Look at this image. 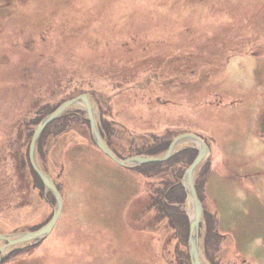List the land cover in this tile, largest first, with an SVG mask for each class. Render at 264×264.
<instances>
[{"label":"rangeland","instance_id":"374dc122","mask_svg":"<svg viewBox=\"0 0 264 264\" xmlns=\"http://www.w3.org/2000/svg\"><path fill=\"white\" fill-rule=\"evenodd\" d=\"M81 93L120 159L201 138L200 263L264 264V0H0V234L51 219L56 199L31 167L30 139ZM81 105L36 141L62 201L54 225L0 240V264H191L183 180L198 141L121 166L94 143Z\"/></svg>","mask_w":264,"mask_h":264},{"label":"water","instance_id":"95a60500","mask_svg":"<svg viewBox=\"0 0 264 264\" xmlns=\"http://www.w3.org/2000/svg\"><path fill=\"white\" fill-rule=\"evenodd\" d=\"M86 99L92 100L93 105H90L86 102ZM74 103H81L85 106V110L87 113L88 121L90 124V131L92 134V139L94 143L98 146V148L110 159H112L114 162L121 166L130 165L132 163H149V162H157V161H163L167 158H169L175 151L176 146L178 142H180L182 139L185 138H191L195 141H198L200 148L197 156L193 160V162L190 164V166L185 170L184 173V180H183V188L185 189L186 198L191 200L192 202V216L190 218V229H189V235H188V243L187 248L190 252V262L191 264H202L200 263L199 259V252L196 243L194 242V239L197 238L198 233V226L199 222L202 218V207L200 204L199 199L196 196V193L193 188V179H192V173L196 169V167L200 164L201 160L205 157L208 148L206 144L204 143L201 138L194 134H180L177 137H175L169 148L165 153H162L161 155H158L156 157H147L142 155H135L130 156L126 159H120L118 156L115 155V153L110 149V147L106 144L104 139L100 136L97 127H96V114L98 113V104L93 96H91L88 93H81L76 97H73L71 99L65 100L61 102L52 112H50L46 117H44L36 126V128L33 131L32 137L30 139V145L28 150L29 155V162L31 164V167L33 171L39 176L40 180L48 189L53 196L56 199V208L54 210V213L51 217V219L40 229L33 231V232H24L21 234L16 235H8V234H0V240L7 241L8 245L15 244L17 242L22 241H29L33 239L41 238L42 236L46 235L48 231L52 228L54 225L60 211H61V197L58 194L56 187L54 186L52 180L50 177L44 173V171L41 170V168L38 166L36 160H35V146L36 141L38 139L39 133L41 130L54 118L59 116L61 113H63L66 109L72 106ZM5 248V247H3ZM2 251V249H0Z\"/></svg>","mask_w":264,"mask_h":264},{"label":"bare ground","instance_id":"6f19581e","mask_svg":"<svg viewBox=\"0 0 264 264\" xmlns=\"http://www.w3.org/2000/svg\"><path fill=\"white\" fill-rule=\"evenodd\" d=\"M89 105H90V103H88ZM71 107H73V108H78V107H82V105L81 104H78V103H74V104H72V106ZM189 211H190V213H191V216H192V209H188ZM202 215H203V213H202ZM191 218V217H190ZM200 223V222H199ZM218 225L219 224H217V222H216V224H214V226H216V230L218 229ZM211 228V227H210ZM220 234H221V232H220ZM194 242L197 244L198 242H200V244H201V239H199L198 240V237L197 238H195L194 239Z\"/></svg>","mask_w":264,"mask_h":264},{"label":"trees","instance_id":"16d2710c","mask_svg":"<svg viewBox=\"0 0 264 264\" xmlns=\"http://www.w3.org/2000/svg\"><path fill=\"white\" fill-rule=\"evenodd\" d=\"M51 112V111H50ZM158 163H150V164H147V165H149V166H151V165H153V167H155L156 165H157ZM213 214L211 213V216H212ZM213 217V216H212ZM214 220V219H213ZM216 220V219H215ZM214 220V221H215ZM210 227V226H209Z\"/></svg>","mask_w":264,"mask_h":264}]
</instances>
